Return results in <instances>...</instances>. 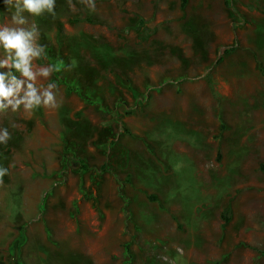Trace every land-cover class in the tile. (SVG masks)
Listing matches in <instances>:
<instances>
[{
    "label": "rangeland",
    "instance_id": "obj_1",
    "mask_svg": "<svg viewBox=\"0 0 264 264\" xmlns=\"http://www.w3.org/2000/svg\"><path fill=\"white\" fill-rule=\"evenodd\" d=\"M95 6L0 0L87 95L0 111V264H264V0Z\"/></svg>",
    "mask_w": 264,
    "mask_h": 264
},
{
    "label": "clouds",
    "instance_id": "obj_2",
    "mask_svg": "<svg viewBox=\"0 0 264 264\" xmlns=\"http://www.w3.org/2000/svg\"><path fill=\"white\" fill-rule=\"evenodd\" d=\"M85 6L95 12V0H82ZM11 8H15L12 24H26L24 12L33 16H41L45 12L55 15L56 0H5ZM39 29L35 24L30 28L0 26V49L5 58L0 59V111L11 107L12 111L20 109L31 112L37 108H57V84L50 82L45 87L38 83V77L49 78L59 72L60 64L36 67L35 60H43L47 55L43 45L38 43ZM15 69V72L13 71ZM16 73H19L17 75ZM10 139L7 128L0 129V144ZM9 169L0 167V178L8 174Z\"/></svg>",
    "mask_w": 264,
    "mask_h": 264
},
{
    "label": "trees",
    "instance_id": "obj_3",
    "mask_svg": "<svg viewBox=\"0 0 264 264\" xmlns=\"http://www.w3.org/2000/svg\"><path fill=\"white\" fill-rule=\"evenodd\" d=\"M184 3H186V0H183V5H184ZM44 48H45V52L47 54L46 56H47L48 60L52 64H60L61 65L60 71L53 73V78H52L53 81L56 82V83H64V84H66L68 90H70V91L76 90L78 93H80L86 99L87 95L82 94V89H80V86H79L80 83L77 80V78L76 77H71L69 72H67V73L64 72V69H65V66H66V62H65V59L63 58V54L62 53L53 54L54 51L51 49L50 46L49 47L44 46ZM51 53L53 55H55L56 57L50 55ZM56 58H62V59L59 62H57ZM39 61H41V60H39ZM229 212H230V210H227V213H229ZM225 218L228 219L227 215H225Z\"/></svg>",
    "mask_w": 264,
    "mask_h": 264
}]
</instances>
